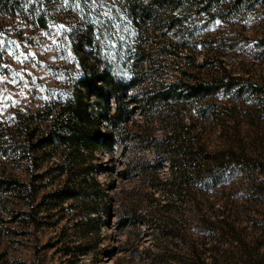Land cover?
I'll use <instances>...</instances> for the list:
<instances>
[{
    "label": "rangeland",
    "instance_id": "obj_1",
    "mask_svg": "<svg viewBox=\"0 0 264 264\" xmlns=\"http://www.w3.org/2000/svg\"><path fill=\"white\" fill-rule=\"evenodd\" d=\"M33 1L42 4L35 9L47 14L46 27L30 16ZM116 3L20 0L13 14L0 12V177L29 181L35 157L25 158L26 145L14 146L16 122L38 111L46 118L49 106L65 97L79 74L72 33L96 13L113 19ZM110 35L119 42L118 48L104 43L111 63L128 79L143 76L129 98L190 79L218 80L221 86L200 100L172 99L146 112L132 103L127 141L95 159L110 167L98 178L115 203L97 237L95 264H264V0H196L186 6L153 0L146 28L124 17ZM139 43L148 55L143 70L135 66ZM172 132L202 151L212 176L191 168L180 185L181 174L166 152L175 143ZM37 160L42 166L35 172L44 176L30 185L43 186L33 202L35 220L25 213L32 206L30 187L0 190V264H92L89 255L73 262L58 250L83 240L70 228V212L45 196L61 179L52 170L57 157ZM166 180L174 184L155 188ZM133 209L149 220L120 231L118 215ZM160 226L172 235H160Z\"/></svg>",
    "mask_w": 264,
    "mask_h": 264
},
{
    "label": "trees",
    "instance_id": "obj_2",
    "mask_svg": "<svg viewBox=\"0 0 264 264\" xmlns=\"http://www.w3.org/2000/svg\"><path fill=\"white\" fill-rule=\"evenodd\" d=\"M151 1V3H146V0H118L113 9H117L119 14L113 15V10L111 15L113 19L96 13L82 29L74 31L71 40L79 60V74L74 86L65 97L55 100L47 111L45 110L48 115L46 118H41L39 115L41 112L38 111L22 116L16 122L14 130L16 134L12 138L14 146L26 145L29 155H25V158L30 159L34 156L36 165L29 169L28 182L0 177V190L24 191L34 184L36 179L44 176L43 173L35 172L42 166V161L38 162L37 159L57 157L52 170L61 179L58 186L45 196L52 206L70 212V228L73 234L83 240L77 244L69 243L58 248L64 256L72 258L73 262H78L83 256L89 255L94 258L92 264H95L98 256L99 239L97 237L101 234L102 226L105 223L109 224L113 217L114 199L108 188L98 178V172H107L110 167L102 163L97 164L95 159L99 152L112 155L118 142L127 141V124L134 110L132 103L138 101V106L146 112L149 107L170 102L172 99L196 98L200 100L221 86L218 80L210 82L190 79L181 83L172 82L162 89L147 92L143 98L128 97V94L135 91L138 84L143 81V76H132L128 79L118 66L111 63L110 58L112 57L104 53L103 46L107 43L110 46L119 47L118 40L110 34L114 26L118 25L124 17L129 18L135 24H142L143 29L146 28L152 18L153 0ZM173 2L176 6L180 4L186 6L196 0H173ZM32 5L34 8L30 10V16L41 27H46L47 14L40 11L42 4L33 1ZM19 6L20 0H0V12L6 14H13ZM36 7L40 10L35 9ZM137 46L139 56L135 66L143 70L148 55L141 43ZM164 51L166 54L173 53L167 49ZM118 52L120 50L117 54ZM119 56L120 54L114 56L115 60L118 61ZM91 108L96 111L92 112ZM43 120L47 122L45 127L37 123ZM184 132L182 130L180 136ZM169 138H173L176 145L172 144L173 147L167 148L166 152L173 171L181 174L179 183L182 187V184L186 183V178L183 179V176L193 174L191 168L198 174L201 172L209 174L212 171L202 161L206 158L202 151L185 144L186 137L180 143L172 132ZM162 167V164L154 165L151 170L158 171ZM208 176H212L211 173ZM168 184L173 185V180L163 181L161 187H156V185L155 188L163 190L162 188ZM42 187V185L36 189L30 187L28 192V202L32 206L30 211H25V213L34 220L38 211H35L33 202L36 192ZM173 192L177 193L178 189ZM162 206L167 209L170 205L166 203ZM148 220L147 214L138 213L136 209H133L118 215L116 227L123 231L130 225L138 226L141 222ZM66 232L67 227L63 229L62 237ZM159 234L172 235L165 232L162 226H160ZM61 240L60 238L49 246H56ZM159 257V254L156 255L155 263L160 260Z\"/></svg>",
    "mask_w": 264,
    "mask_h": 264
}]
</instances>
